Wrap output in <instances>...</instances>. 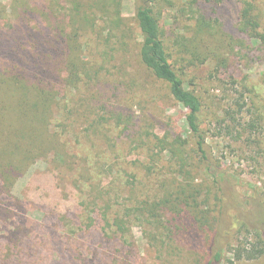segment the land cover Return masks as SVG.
Returning <instances> with one entry per match:
<instances>
[{"label":"trees","instance_id":"obj_1","mask_svg":"<svg viewBox=\"0 0 264 264\" xmlns=\"http://www.w3.org/2000/svg\"><path fill=\"white\" fill-rule=\"evenodd\" d=\"M63 1L68 4L67 8L62 6ZM114 1L12 0L8 7L0 5V264H50L26 225L29 204L13 195L18 174L43 161L53 173L51 179L59 178L63 182L66 174L71 178L65 179L66 184L80 193L81 179L86 174L82 168L87 167L85 143L92 145L91 136L99 134L109 144V134L113 137L120 128L123 133L128 127L120 126L130 124V118L121 111L108 114L104 105L97 111L96 104L91 106L100 99L101 85L114 83L102 74L109 58L114 59L128 44L127 24ZM132 1L133 22L141 38L137 53L139 64L155 84L165 87L171 100L186 110L184 124L190 140L159 137L149 134L146 126L140 127L142 131L137 137L143 133L148 137L150 158L160 157L164 152L171 156L173 165L167 162L176 168L171 179L156 180L155 194L140 193V201L130 198L128 208H114L113 199L107 197V193L96 191L80 201V214L66 211L59 214L58 223L62 225L57 227L70 235L75 234L76 229L94 226L97 215L105 245H100L99 253L96 248L90 249L89 256L83 254L78 244L67 243L55 251L58 264L93 263L99 254L103 255L100 264H133L124 246L134 249L128 236L131 219L135 218L157 232L153 241L158 253L166 248L169 252L175 250L176 243L187 240L191 247L203 244L208 247L211 259L205 264H218L219 249L225 240L239 233L240 228H251L259 230L263 239L257 235L256 243L250 248L243 246L233 251L239 258L248 260L263 256L264 228L244 222L245 207L240 198L236 199L239 191L234 186L235 179L227 176L213 158L207 143L210 127L202 124L205 106L198 95L185 86L183 67L186 66L173 64L176 55L169 50L174 45L160 22L158 0ZM187 1L191 10L193 5L205 0ZM258 3L242 1L238 23L233 25L232 31L215 28L200 15L187 35L176 37L175 44L181 43L195 62H210L216 73H230V85H239L249 93L253 81L264 75V59L254 55L255 61L249 65L248 51L241 54L249 50L246 41L234 36L242 34L252 44L264 46V0ZM87 34L97 39V49L101 51L98 60L86 59L87 44L83 38ZM243 60L247 62L244 66H249H242L248 72L245 83L238 80L235 73ZM234 73L237 76L232 75ZM116 81L111 85L112 90H119ZM125 101L133 103L132 98ZM248 106L243 95H239L217 115L213 112L210 126L215 129L214 135L234 139L246 136L249 140L259 132L258 120L240 121L241 114L251 113ZM187 146L189 151H185ZM105 153L106 149L102 155ZM108 159L115 162L113 156ZM194 165L211 180L215 188L213 194L207 187L195 183ZM87 173V178L91 179L90 171ZM246 199L255 201L254 193L248 194ZM258 203L261 206V202ZM49 206L52 214L55 206Z\"/></svg>","mask_w":264,"mask_h":264},{"label":"rangeland","instance_id":"obj_2","mask_svg":"<svg viewBox=\"0 0 264 264\" xmlns=\"http://www.w3.org/2000/svg\"><path fill=\"white\" fill-rule=\"evenodd\" d=\"M242 1L244 0H205L201 1L202 3L199 2L198 5H193L190 10L191 6L188 5L187 0H158L157 12H160V22L165 26L166 37L174 45L169 51L175 52L176 60L180 59L178 56L183 58L178 60L179 62L174 60L173 64L177 67L186 66L183 67L185 86L193 90L205 106L202 124L210 127L207 143L212 149L213 158L220 164V168L224 170L227 176L235 179L234 186L239 191L236 199L240 198L239 201L244 203L241 205L245 207L243 211L244 222L248 221L249 224L263 229L264 75L253 81L252 91L246 93L239 85H230L232 81V78L229 77L230 73H216L213 71L215 69L210 62L205 64L195 62L192 56L184 51L181 43L178 46L175 44L176 37L187 35V30L192 28L194 20L200 15L213 27L232 31L233 25L238 23L239 11L243 6ZM255 1L260 4V0ZM11 3L12 0H0V5L6 7L10 6ZM61 3L64 8H67L66 2ZM114 3L118 5L120 16L126 21L128 44L126 47H122L114 59L109 58L102 74L106 80L109 79L114 83L101 85L100 99L94 101L91 106L96 104L95 109L97 111L100 105H104V110L108 114L117 111L123 112L130 118V124L124 123L120 127L127 125L128 128L123 130V133H120L122 128L116 130L113 137L109 134V144H107L106 139L103 141V138L98 136L99 134L91 136L92 145L85 143L87 167L82 168L86 174L81 179L80 193L66 184L65 179H71L66 177V174L63 176V182L59 178L51 179L53 173L47 170V165L43 161H37L25 172H20L13 188V195L30 206L26 225L31 230L30 234L35 237V241L39 244L41 254L48 257L50 264L59 263L55 251L59 250V247L66 246L67 243L78 244L77 246L83 254L89 256H91L90 249L96 248L99 253L100 245H105L102 225L97 215L94 226L88 229L85 227L82 230L76 229L75 234L70 235V232L64 233L60 230L63 228L57 227V225H62V223H58L59 214L65 211L70 214H80L81 208L78 206L80 201H83L88 195L96 194V191L107 193V197L113 199L111 203L114 208L118 206L128 208L131 204L130 198L140 201V193L145 196L154 195L153 185H155L156 180L163 177L171 179V175L176 170L167 162L171 161V156L164 152L160 157L150 158V153L147 154L149 147H151L148 137L144 136V133L137 137V133L142 131L139 129L140 127L146 126L149 134L154 133L159 137L167 136L170 139L180 137L183 141L190 140L184 124L186 110L171 100L167 96L165 87L155 84L139 64L137 53L141 38L133 22V1L115 0ZM234 37L236 39L240 37L246 41L249 50L247 48L241 54L243 55L248 51L247 57H251V60H248L249 65L255 61L254 55L264 59V46L252 44L242 34ZM83 39L87 44L86 59L98 60V53L101 51L97 49L99 46L97 39L88 34ZM244 63L247 62L243 60L235 72L238 76L235 73L232 74L242 82L248 76V72L242 66L249 67L244 66L246 65ZM110 75L112 77H109ZM116 79L117 86L120 85L119 90H112L114 87L111 85L115 84ZM120 79L123 80V83ZM220 79L221 82L218 81ZM239 95H243V99L247 101L251 112L241 114V123L258 120L257 123L261 126L260 131L250 137L249 140H246V136L241 137V139L215 136V129L210 126L211 114L216 112L217 115L226 109L230 102ZM127 98H132L133 103H127L125 101ZM87 109L89 110V108ZM105 149L106 153L102 155ZM185 151H189V146ZM189 155L192 156V153ZM109 156L115 158V164L109 161ZM192 161L195 162V159ZM172 162L171 165H173ZM194 167L192 175L195 177V183L202 184L204 188L207 187L213 194L215 188L211 180L203 174L201 169L197 170L196 165ZM87 170L90 171L91 179L87 178ZM251 192L255 196L253 202L246 199V196L251 195ZM132 193L135 195L134 197H132ZM258 201L261 202V206ZM98 204L100 205L101 202L99 201ZM49 205L55 206L52 214L49 212ZM131 223L128 241L133 243L134 249L131 250V246L124 247L128 250L129 259L133 264H205L208 259H211L210 250L207 246L205 247L203 244L197 245L198 248L196 246L191 247L187 240L180 244L176 243L175 250L172 249L169 252L166 248L163 253H158L153 241L157 232L151 225L136 218L131 219ZM238 230H240L239 233L225 240L219 249L221 260L218 264H264V255L248 260L239 258L233 251L237 248L241 249L240 247L243 246L246 249L250 248L251 244L256 243L257 235H260L259 230H252L251 228ZM260 238L263 239L262 236ZM156 240H158L157 237ZM102 258L103 255L99 254L93 263L87 264H100L99 261Z\"/></svg>","mask_w":264,"mask_h":264}]
</instances>
